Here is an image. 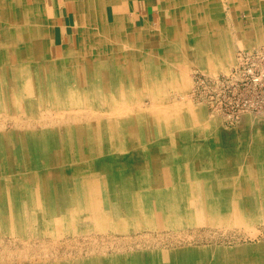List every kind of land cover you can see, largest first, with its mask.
Returning <instances> with one entry per match:
<instances>
[{
  "label": "bare ground",
  "instance_id": "obj_1",
  "mask_svg": "<svg viewBox=\"0 0 264 264\" xmlns=\"http://www.w3.org/2000/svg\"><path fill=\"white\" fill-rule=\"evenodd\" d=\"M62 1L64 13L54 0H0V236L40 238L46 256L0 264H223L224 252L198 247L51 259L50 243L82 228L250 224L251 193L264 199V148L245 152L214 130L183 70L189 58L228 70L224 3H204V17L189 6L180 31L177 7L191 0H143V12L139 0ZM255 30L241 32L244 45ZM248 51L233 67L258 85L264 51Z\"/></svg>",
  "mask_w": 264,
  "mask_h": 264
},
{
  "label": "rangeland",
  "instance_id": "obj_2",
  "mask_svg": "<svg viewBox=\"0 0 264 264\" xmlns=\"http://www.w3.org/2000/svg\"><path fill=\"white\" fill-rule=\"evenodd\" d=\"M60 1L64 6L62 0H54L56 5H59ZM158 1L161 3V0ZM208 1L191 0L188 5L181 3L182 5L177 7L180 13L186 17L185 24L179 25L180 31H183V27L190 25L191 21L188 15L197 12V8H199L200 15L205 16L203 15L204 3L209 9H212L213 6L209 5ZM245 1L249 5L244 6L241 0H220L218 3L226 6L222 14L230 36L232 52V61L228 62V66L226 65L228 70L219 69L212 73L190 58L186 59L187 63L184 61L187 66L183 70L186 71L191 83L189 90L191 95L189 96L192 97L194 104L202 107L201 115L212 122L214 130L218 127L228 136L231 133L234 134L237 137V140L234 141L236 146L244 149L245 152L251 151L252 154L256 147L264 148V62H259V65L254 69L253 75L263 76L258 85H255L249 71H246V80H242L238 76L237 66H233L237 63L238 56L241 57L243 54L242 50L244 49L252 50L248 52L257 53L258 50L264 51V0ZM172 4L176 5L174 2ZM125 5H128V1H125ZM189 6L196 9L189 8ZM223 6L222 8H224ZM209 9L207 10L209 11ZM160 11V7L156 6L153 12L157 21L161 19ZM168 17V22L172 23L171 11ZM241 26L244 27L243 30L257 29L254 31V39L247 40V45H244L240 40L243 31ZM162 42L165 47H169L167 40ZM218 43H222V41H217L216 44ZM78 45L79 40L77 47ZM111 47L113 46L110 45L107 49L111 50ZM244 56L245 58L248 57L247 55ZM262 158L264 159V155ZM262 158L257 159L264 161ZM243 160L241 159L240 165H242ZM259 191L254 190L249 198V201L253 203L250 224L226 226L202 224L178 230L146 229L124 233L98 232L93 228H82L81 234H69L61 237V240L51 242V251L53 252H51V259L67 258L76 261L79 258H88L95 252L118 255L128 251L198 247L209 249L211 254L224 252V255L221 254L223 264H231V259H227L231 254L235 257L236 264H260L259 254L264 253V212L261 211L264 210V199L261 198V204L260 200H255L254 196ZM224 206L228 207L225 204ZM238 207L240 206L238 205ZM41 240L40 238H37L36 241L26 238L21 241L16 236H0V261L11 258V260L19 262V259L25 256H31L36 260L42 256L44 259L45 253L41 252L39 248Z\"/></svg>",
  "mask_w": 264,
  "mask_h": 264
},
{
  "label": "crops",
  "instance_id": "obj_3",
  "mask_svg": "<svg viewBox=\"0 0 264 264\" xmlns=\"http://www.w3.org/2000/svg\"><path fill=\"white\" fill-rule=\"evenodd\" d=\"M63 2V1H62ZM54 4H55V2H54ZM62 3H61V1H60V4L59 5H56L55 4V6L56 7H62V9H63V13H64V7H65V5L63 6V5H61ZM129 5H130V2L128 1V5L126 6L127 8H129ZM138 8H139V10L141 11V12H143L144 11V9H143V0H139V2H138ZM62 34L63 35H65V34H67L66 33V30L65 29H63V31H62ZM73 37V39L72 40H75V35L74 36H70V39Z\"/></svg>",
  "mask_w": 264,
  "mask_h": 264
}]
</instances>
